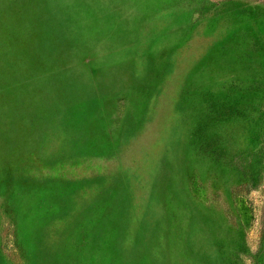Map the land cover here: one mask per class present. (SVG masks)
<instances>
[{"label":"rangeland","instance_id":"1","mask_svg":"<svg viewBox=\"0 0 264 264\" xmlns=\"http://www.w3.org/2000/svg\"><path fill=\"white\" fill-rule=\"evenodd\" d=\"M0 264H264V0H0Z\"/></svg>","mask_w":264,"mask_h":264}]
</instances>
